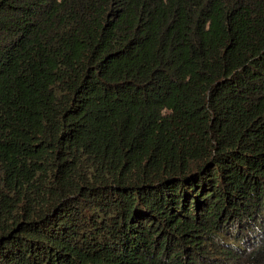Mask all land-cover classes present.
Wrapping results in <instances>:
<instances>
[{"label": "trees", "instance_id": "1", "mask_svg": "<svg viewBox=\"0 0 264 264\" xmlns=\"http://www.w3.org/2000/svg\"><path fill=\"white\" fill-rule=\"evenodd\" d=\"M0 264H264V0H0Z\"/></svg>", "mask_w": 264, "mask_h": 264}]
</instances>
